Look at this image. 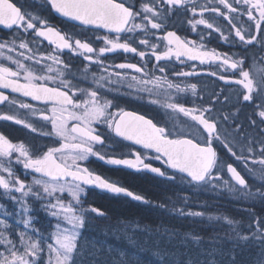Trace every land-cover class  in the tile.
Instances as JSON below:
<instances>
[{"label":"snow or ice","instance_id":"obj_1","mask_svg":"<svg viewBox=\"0 0 264 264\" xmlns=\"http://www.w3.org/2000/svg\"><path fill=\"white\" fill-rule=\"evenodd\" d=\"M31 4L0 0V26L13 33L0 40V106L6 109L0 121L49 142H14L0 132V199L13 206L0 203V264H144L109 237L149 253L147 264H244L241 254L250 247L258 251L255 264H264V0ZM53 13L103 32L94 37L65 32L51 22ZM178 15L186 17L198 40L168 30ZM213 32L238 51L208 48ZM45 42L47 51L41 47ZM66 52L80 57L81 65L64 59ZM116 54L139 60L108 59ZM173 63L189 70L174 71ZM202 74L223 86L205 96L198 83L187 82ZM125 96L168 119L122 107L118 101ZM37 116L39 126L31 119ZM116 145L129 151L117 154ZM91 158L183 187L174 197L152 201L96 173L88 166ZM90 188L178 218L217 223L205 237L163 222L110 220L87 202ZM202 193L230 195L245 215H212L206 204L191 208L192 198ZM39 212L48 219L43 230L37 227ZM97 219L107 222L104 239L85 234Z\"/></svg>","mask_w":264,"mask_h":264},{"label":"flooded vegetation","instance_id":"obj_2","mask_svg":"<svg viewBox=\"0 0 264 264\" xmlns=\"http://www.w3.org/2000/svg\"><path fill=\"white\" fill-rule=\"evenodd\" d=\"M13 2H16L18 4H23L25 7L28 8L33 7V5L31 4V0H13ZM199 2L204 3L205 0H199ZM221 8L222 10H224L222 6ZM51 22L65 32L77 33V34L87 33L88 37H94L95 35L102 34L103 32V30H99V29L89 30L87 28H82L78 24V22L74 23L54 13L51 15ZM215 22L219 24L222 28H227V22L222 17H217ZM202 27L203 26H201V28ZM168 30L177 31L178 35H180L181 37L192 38L197 40L199 39V37L196 36L195 33L191 32L190 25L187 24L186 17L183 15L173 16L169 21ZM12 34L13 33L11 30H8L6 28H3V26H0V40L11 39ZM95 44L99 46L100 42L95 41ZM41 47L43 50L47 51L49 46L45 42ZM207 47L210 49L215 48L218 51H222V52L238 51V49L231 48L229 45L223 43L218 38V34L215 32H213L210 38L208 39ZM64 59L69 60L74 66L81 65L80 57L71 56V54L67 52L65 53ZM108 59L116 63L125 62V60L135 63L138 62L139 60V58L136 57L134 54H128L127 57H125L124 54H116L114 56H109ZM191 63H197V66L199 67L198 62H189V64ZM171 68L177 72L189 70L188 65H181L179 63H173ZM187 82L198 83V89L200 88L204 89L203 94L205 96L210 94V92L214 88L218 89L219 87L223 86V82L217 80L215 77H211L204 74L189 78ZM187 99L190 100L191 97L189 96L187 97ZM118 102L122 107H125L128 110H133L136 111L137 113L145 114L146 116L152 117L155 120L163 121L168 119V117L165 116L162 111L156 109L154 106L141 103L140 101L132 99L128 96L122 97ZM3 110H6L4 106H0V111ZM31 119H35L37 121L38 126L40 123H42L41 121H39L38 116ZM171 125H172V121H169V126ZM0 132H3L4 134L8 135L9 138L12 139L14 142L18 140H24L29 144H35L40 146H43L44 144H47L49 142L46 137L40 136L39 133H30L28 129L23 128V126L21 125H16L11 121H0ZM127 143L128 142H125V144ZM131 148L132 150H138L137 146H131ZM115 151L117 154L121 152L127 153L129 151V147L125 145H116ZM223 159H225L227 162H232L231 158L226 153L223 154ZM153 163L155 164V166H160L159 162H153ZM88 166L93 170H95L96 173L101 174L102 176H105L110 180L117 181L123 186L128 187L130 190L137 192L138 194L142 193L141 191H145V185L148 186L150 180L152 181L154 180L151 176H146L144 174H137L127 169L114 168L113 166L107 165L96 158H91V162ZM248 178L250 183L254 185L258 183L252 178L250 177ZM87 202L92 206L98 207L102 211H105L108 214L109 218L110 219L112 218L113 220L117 217V216H113V212L115 211L114 208H117L118 206L124 207L125 204L127 206H130L139 203L127 197H123V196L114 197L111 194L102 193L96 190L95 188H90L88 190Z\"/></svg>","mask_w":264,"mask_h":264},{"label":"rangeland","instance_id":"obj_3","mask_svg":"<svg viewBox=\"0 0 264 264\" xmlns=\"http://www.w3.org/2000/svg\"><path fill=\"white\" fill-rule=\"evenodd\" d=\"M179 184V182H177ZM172 185V184H169ZM168 186V184H167ZM180 188H182V185H179ZM205 195V193H202ZM212 196H216L217 194H212V193H208ZM198 196V195H197ZM229 198L228 199H232V202L234 203L233 209L234 212L239 210L238 206L239 204L237 203L236 200H234L230 195H228ZM207 197V196H205ZM227 198L224 197L223 199L225 200ZM193 201V200H192ZM190 203V207H196V210H199L201 208L202 205L206 204L207 205V211L212 214V215H221L219 208L216 206V202L212 203H207L206 201H201L199 202L200 204H197L195 201ZM0 203H3L5 205H7L8 209L11 210L12 209V204L7 201V200H3L0 199ZM2 211V210H0ZM39 216V222L37 224V227L43 229H46L48 226V219L45 217V215L42 212L38 213ZM158 216V215H157ZM160 216L165 217V218H160ZM160 216H158L160 218V220H156L153 221V225L158 224L160 222H163L165 224L168 225H173V226H177L178 228L184 230V231H193V232H197V233H202L205 237L211 235L213 233V230H211V228H213V223L215 221H211L209 223H206V220L204 219L203 221L201 220V218L199 217H195L193 219H191V217H189L188 219L185 218H180L181 220L177 221L175 216L171 215L170 213H161ZM173 217L172 221H168V220H163V219H167V217ZM110 220H113L112 218ZM134 221V219H133ZM177 222V223H174ZM107 222L104 220H95L93 221L90 226L89 229L87 230V232L85 233L86 236L88 237H96L99 239H104V237L101 235V230L104 229L105 224ZM150 224V223H149ZM109 241L113 244H117L120 248H125L127 249L129 255L132 257V259L135 261L137 259L141 260L142 262H148L150 260H152V257L150 256L149 253L147 252H139L136 248L129 246L125 241H118L115 239H112L109 237ZM242 259L244 260V258L246 257L245 263L246 264H255L256 259L258 258V251L255 247H250L249 249L245 250L244 252H242ZM245 255V256H244Z\"/></svg>","mask_w":264,"mask_h":264},{"label":"trees","instance_id":"obj_4","mask_svg":"<svg viewBox=\"0 0 264 264\" xmlns=\"http://www.w3.org/2000/svg\"><path fill=\"white\" fill-rule=\"evenodd\" d=\"M166 184L169 185L171 183L166 182ZM166 184L162 180H159V181L157 179L156 181L155 179L153 181L150 180L148 183V186L145 185V191H141L142 193L140 194L146 196L148 199L152 201H165L166 197H169V196L174 197V194L180 191V186L178 183L172 184L174 187H172V185L166 186ZM226 196L227 198L224 200L223 198ZM228 198H229L228 194H225V195L217 194L216 196H212L208 193H205V195L200 194L198 196H194L192 198L193 200L192 202L195 201L197 204H200L199 202L201 201H206L207 203H212L213 201V202H216V206L220 210L219 214L221 215L231 214L233 217L237 219L241 218V216H244L245 214L242 213L240 210H237L234 212V209H233L234 203L232 202V199H228ZM191 208L196 210V207H191ZM114 209L115 211L113 212V216L126 217L128 219H134V221H139L141 223L152 224L153 221H156L157 219L160 220V218H165V217L160 216V214L163 213L162 211L151 208L150 206L143 205V204L140 205L136 203L135 205L133 204L130 206H127L125 204L124 207L118 206L117 208H114ZM238 209H240V206H238ZM259 209L260 207H257L258 212H259ZM157 215L160 216V218ZM175 218L177 221L181 220L178 217H175ZM188 218L189 217H186V219ZM163 220L172 221L173 217L170 216V217H167V219H163ZM174 223H177V222L174 221ZM206 223H209V221L206 220ZM216 223L217 222H214L213 225ZM211 230H213V228H211ZM242 255L243 254H241L240 258L244 262V264H246L245 263L246 257L243 260ZM144 264H147V262L144 261Z\"/></svg>","mask_w":264,"mask_h":264},{"label":"water","instance_id":"obj_5","mask_svg":"<svg viewBox=\"0 0 264 264\" xmlns=\"http://www.w3.org/2000/svg\"><path fill=\"white\" fill-rule=\"evenodd\" d=\"M68 20V19H67ZM69 21H71V20H69ZM72 22H74V21H72Z\"/></svg>","mask_w":264,"mask_h":264}]
</instances>
